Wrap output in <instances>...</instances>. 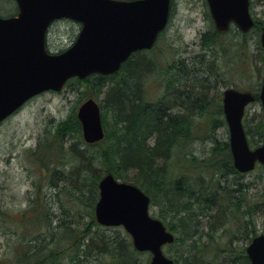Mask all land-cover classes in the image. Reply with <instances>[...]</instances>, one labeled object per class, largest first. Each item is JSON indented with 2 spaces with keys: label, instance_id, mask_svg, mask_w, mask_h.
<instances>
[{
  "label": "trees",
  "instance_id": "16d2710c",
  "mask_svg": "<svg viewBox=\"0 0 264 264\" xmlns=\"http://www.w3.org/2000/svg\"><path fill=\"white\" fill-rule=\"evenodd\" d=\"M256 1L264 6V0ZM251 2L250 0V4ZM262 26L264 24L255 21L252 30L260 32ZM232 30L236 32L239 40H232L230 43L221 41V82L225 70L230 72L233 68L236 70L239 68L237 79H241L243 85L240 88L235 86V89H255L252 92L257 94L260 83L253 82L255 77L257 80L260 79L264 72V49L260 45L256 46V50L262 53V57L258 58L256 52L249 50L247 33L240 32L236 27L229 28L221 36L228 35ZM218 35L215 30L207 31L202 35V41L205 45L213 47L217 43ZM148 52L131 55L113 75L93 74L83 79V83L90 87L95 97L104 93L100 105L104 138L96 144L84 143L80 123L74 111L65 119L56 122L54 130L52 131L53 128L50 130L48 137L53 138L52 147L58 145L60 150L65 148L64 144H69L65 153L71 156L72 167L70 169L54 167L47 187L58 197L63 193L61 189L56 192L61 186L71 195V199L84 206L90 219V227L99 226L94 218V205L98 199V181L102 177L104 165L106 173L139 187L149 196L151 206L161 208L165 218L167 215L171 216L169 225L176 236L174 243L185 242L189 240L190 233L194 230L191 227L197 222V219L191 217L196 210L194 206H197L198 210H203L202 215H206L208 209L215 205L216 212L219 211V218L220 211L227 219L235 217L237 211L240 212L239 198L236 201L224 202L225 198L216 201L215 193L211 192L210 198L202 200L203 190L195 196L185 177L175 176L178 172L175 160L180 164L179 170L194 165L195 156L186 151L184 146L192 140V129L198 123L197 120L213 108L218 118L221 117L220 123H223L222 106L216 98L207 101L209 92L213 89L207 78L213 75L212 72L208 71L210 75L201 77L203 72L188 71L187 66L182 64L178 66L173 80L160 98L154 101L145 98L142 89L143 79L153 71L152 61L144 58ZM223 66L227 68L224 69ZM71 81L73 80L68 82ZM174 85H179L181 89H173ZM263 121L260 118L254 126H247L243 121L249 145L256 147L264 138ZM250 137L257 139L251 141ZM212 151L220 157L222 155L221 162L226 168L233 169L227 141L221 145L216 143ZM52 162L53 158L50 159L51 164ZM45 168L48 169V166ZM257 168L261 172L264 171L261 167ZM220 169L221 167L218 168V173H221ZM34 188L40 190L38 184ZM33 200H29V204L18 210L15 215L7 209L0 210L1 220L6 218L10 224L18 222V228L22 233L27 234L26 231L29 233L26 240L27 249L18 250L13 260L1 258L0 264H60L62 260H68L70 264H79L83 256L91 259L97 255L111 259L115 264H148V258L142 262L137 261L138 254L126 233L123 237H104L105 235L96 233L87 242L86 237L91 233L89 226L83 232L85 235L80 237L76 235V231L80 230L78 223L71 221L70 224L66 213L58 208L54 212L56 206L53 201L51 202L52 199L49 201L44 199L45 202L42 203L41 200L33 203ZM256 208L262 212L260 206ZM28 211L31 215L27 218ZM253 211L254 207L249 208L247 212L252 216ZM53 215L57 218L55 225L52 224ZM250 223L252 224V221ZM72 241L80 251L79 254L69 252V245L65 249L57 247L47 252L52 245ZM192 247L196 253L200 252L199 255H203L202 250L207 251V246L201 251H199L201 246ZM192 247L187 251H181L174 263L201 264ZM215 261L216 259L210 264H215ZM224 264H249V261L241 249L239 254L229 257Z\"/></svg>",
  "mask_w": 264,
  "mask_h": 264
},
{
  "label": "rangeland",
  "instance_id": "374dc122",
  "mask_svg": "<svg viewBox=\"0 0 264 264\" xmlns=\"http://www.w3.org/2000/svg\"><path fill=\"white\" fill-rule=\"evenodd\" d=\"M251 1L250 14L253 20L264 24V6L256 0ZM171 2L169 23L158 37L154 48L144 56L153 63V71L143 79L142 89H144L145 98L150 101L160 98L173 80L178 66L182 64L187 66L188 71L203 72L201 77L210 75L208 71L212 72L213 75L207 78L213 87L207 101L216 98L221 106L224 89L235 88V86L240 88L243 85L242 80L237 79L239 68L237 70L233 68L230 72L225 70L223 82H221V41L228 43L232 40L238 41L237 34L234 30L228 35L219 34L215 46L205 45L202 35L207 31L215 30L206 0H171ZM15 14L16 6L12 0H0V15L9 17ZM79 30L80 25L71 21L54 22L47 33V49L53 53L66 50L75 40ZM259 35L260 32L252 29L247 33L249 50L256 52L255 55L258 58L262 57V53L256 50V46L260 45ZM223 68L227 67L223 66ZM262 75L258 80L255 77L253 83L256 84L258 81L261 84ZM72 80L67 82L59 93L48 92L29 100L0 124V210L7 209L15 215L18 210L29 204V200L34 199L33 203L41 200L42 203L45 202L44 199L46 201L52 199L51 202L53 201L56 206L54 212L58 208L66 213L70 224L71 221L78 223L80 230L76 231V235L84 236L83 232L89 226L91 233L86 237L87 240L94 237L96 233L105 235L104 237H123L125 232L120 227H90V219L82 204L79 205L71 199V195L67 194L61 186L56 190L57 193L60 189L63 190L62 195L58 197L52 189L47 187L54 167L58 169L60 166L61 169L72 167V158L68 155L69 153H65L69 144H64L65 148L62 150L58 145L52 147L53 138L48 137L50 130L56 122L65 119L71 112H76L83 101L93 98L102 105L104 98V93L95 97L83 80ZM79 81L82 82L79 83ZM242 90L252 92L255 89ZM260 118L264 120L261 105L256 102L247 107L243 120L247 126H254ZM219 120L221 117L218 118L213 108L197 120L198 123L192 129V140L184 146L186 151L195 156L194 165L179 170L180 164L175 160V165L178 166L175 176L185 177L195 196L203 190L202 200L210 198L211 192L215 193L216 201L224 198V202L236 201L239 198L240 212L237 211L235 217L227 219L220 211L221 218H219V211L216 212L215 205L208 209L206 215H202L203 210H198V207L194 206L196 210L191 217L197 219V222L191 227L194 230L190 233L189 240L163 247L165 255L173 260L177 259L181 251H187L192 245H197L201 246L199 251L207 246V251L202 250L203 255H199L200 252L196 253L192 247L201 264H210L214 259H216L215 264H224L229 257L239 254L241 249L244 252L251 238L264 234V171L261 172L259 168H256L240 177L233 169L230 170L222 164V155L220 157L212 151L216 143L221 145L225 141L228 142L227 125L224 119L223 123ZM256 139L257 137L251 138V141ZM51 158H53V164L50 163ZM47 166L48 169L45 168ZM219 167H221V173L217 171ZM102 169V175L106 174L104 165ZM37 184L40 187L39 191L34 188ZM218 184L219 187H217ZM257 206L261 207L262 212L258 211ZM252 207L254 211L251 216L247 211ZM149 212L152 217L161 220L168 230L171 229L169 225L171 216L167 215L165 218V213L159 206H150ZM30 215L31 212L28 211L26 217ZM56 220L57 218L53 215V225L57 224ZM17 223L10 224L6 218L0 219V259L13 260L18 250L27 249L26 240L29 233L28 231H26L27 234L22 233ZM177 229L179 230L178 226ZM67 245H69V252L80 253L74 241L59 242L57 246H50L47 252L57 247L65 249ZM136 254H138L136 256L138 262L150 259L147 253L137 252ZM82 258L81 264H115L111 259L98 255L91 259L85 256ZM60 264H70V262L62 260Z\"/></svg>",
  "mask_w": 264,
  "mask_h": 264
},
{
  "label": "water",
  "instance_id": "95a60500",
  "mask_svg": "<svg viewBox=\"0 0 264 264\" xmlns=\"http://www.w3.org/2000/svg\"><path fill=\"white\" fill-rule=\"evenodd\" d=\"M17 14L0 17V123L25 102L43 92H59L72 78L92 74L112 75L137 51L154 47L165 29L171 0H13ZM214 28L225 33L234 24L247 33L254 21L249 0H206ZM68 19L81 24L74 43L61 53L45 48L50 24ZM259 42L264 49V27ZM264 114V75L258 94ZM255 101L249 91L227 88L222 92V112L228 129L233 167L240 173L264 168V140L251 149L243 128L246 107ZM86 144L104 138L99 103L83 101L76 110ZM94 216L104 227L121 226L138 252L151 254L149 264H174L162 247L175 237L163 223L149 215V197L133 184L110 173L98 182ZM250 264H264V234L245 249Z\"/></svg>",
  "mask_w": 264,
  "mask_h": 264
},
{
  "label": "flooded vegetation",
  "instance_id": "af4514ba",
  "mask_svg": "<svg viewBox=\"0 0 264 264\" xmlns=\"http://www.w3.org/2000/svg\"><path fill=\"white\" fill-rule=\"evenodd\" d=\"M172 3V2H171ZM170 18V17H169ZM59 21H68V20H59ZM55 22H58V21H55ZM54 23V22H53ZM79 25V24H78ZM261 88V84H260V86H259V89ZM247 110V109H246ZM246 112V111H245ZM263 112V111H262ZM263 116H264V114H263ZM244 117H245V115H244ZM263 140H264V138L261 140V142L259 143V145L258 146H260L261 145V143L263 142ZM258 146H256V147H258ZM250 147L251 148H256L255 146H251L250 145ZM235 173H238V175L241 177V176H245L246 174H248V173H250V172H246V173H240V172H238L237 170H235Z\"/></svg>",
  "mask_w": 264,
  "mask_h": 264
},
{
  "label": "bare ground",
  "instance_id": "6f19581e",
  "mask_svg": "<svg viewBox=\"0 0 264 264\" xmlns=\"http://www.w3.org/2000/svg\"><path fill=\"white\" fill-rule=\"evenodd\" d=\"M173 89H181V88H180V86H179V85H174ZM231 162H232V160H231ZM232 167H233V163H232ZM233 169H234L233 171L235 172V170H236V169H235L234 167H233ZM219 190H220V188H219ZM82 259H83V258H81V260H80L79 264H81V263H82Z\"/></svg>",
  "mask_w": 264,
  "mask_h": 264
}]
</instances>
